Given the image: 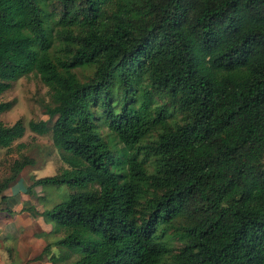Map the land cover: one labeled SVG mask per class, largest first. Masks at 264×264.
<instances>
[{
  "label": "trees",
  "instance_id": "obj_1",
  "mask_svg": "<svg viewBox=\"0 0 264 264\" xmlns=\"http://www.w3.org/2000/svg\"><path fill=\"white\" fill-rule=\"evenodd\" d=\"M43 1L58 9L55 52ZM84 67L86 82L73 72ZM31 73L54 106L29 129L51 132L67 168L29 192H71L25 210L67 232L45 246L60 250L52 264H264V0H0V96ZM155 92L181 122L166 126L165 104L151 109ZM11 107L0 102V114ZM94 108L127 151L125 171ZM24 133L0 121V149ZM33 165L16 160L0 180V212L13 215L5 192Z\"/></svg>",
  "mask_w": 264,
  "mask_h": 264
},
{
  "label": "rangeland",
  "instance_id": "obj_2",
  "mask_svg": "<svg viewBox=\"0 0 264 264\" xmlns=\"http://www.w3.org/2000/svg\"><path fill=\"white\" fill-rule=\"evenodd\" d=\"M42 7L47 15L46 27L51 38V52H55L60 48L54 34L58 9L47 1L42 2ZM93 71V68L84 67L73 72L80 81L86 82L92 77ZM0 102L12 104L9 111L0 114V121L7 126H12L20 121L25 127V133L21 139L16 140L9 149H0V180L10 175L11 167L16 160L28 157L34 161L33 166L26 167L20 174L25 191H20L15 184H12L13 186L5 192L9 197V207L14 215L8 216V213L0 212V264H52L51 255L61 256L59 255L60 250L52 247L48 253L42 255L45 246L64 237L67 232L60 230L51 234L55 230L51 223H45L41 217H32L25 211L30 206L35 207L38 211L51 209L55 205L67 201L71 193L66 186L36 187L31 193L27 188L31 185L32 179L53 176L67 168L61 160L60 152L53 146L51 132L38 135L29 129L31 121H48L46 107L54 106L51 92L41 82L37 74L31 73L12 83L11 88L0 96ZM162 104H165L168 109L166 126L172 127L183 120V114L172 107L169 97L163 92H155L151 98V109L155 110ZM137 107L138 103L136 102ZM93 111L96 130L113 151L117 161L121 163L117 166V170L125 171L127 151L124 145L108 128L100 108H94ZM52 122L49 121V127L52 126ZM160 130L159 128L153 130L155 132L146 142L153 140ZM170 234L171 239L168 240V244L172 253L176 254L183 246L184 241L178 238L179 236H172L175 232L172 231ZM77 259L78 255L72 254L68 260L63 262L70 264Z\"/></svg>",
  "mask_w": 264,
  "mask_h": 264
},
{
  "label": "crops",
  "instance_id": "obj_3",
  "mask_svg": "<svg viewBox=\"0 0 264 264\" xmlns=\"http://www.w3.org/2000/svg\"><path fill=\"white\" fill-rule=\"evenodd\" d=\"M22 173H23V172H22ZM21 178H22V175L19 176V178L17 179V181H16L15 183H13V185L15 184L16 187H18L20 191H21V190L25 191V186L22 185V183H21ZM19 184H20V185H19ZM13 185H11L8 189H10ZM26 187H27V185H26ZM27 188H29V187H27ZM8 202H9V201H8ZM13 215H14V214H13Z\"/></svg>",
  "mask_w": 264,
  "mask_h": 264
}]
</instances>
